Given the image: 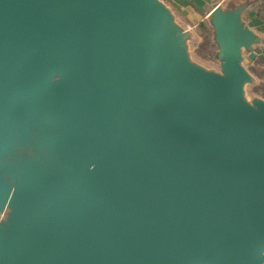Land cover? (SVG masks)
Instances as JSON below:
<instances>
[{"label": "water", "instance_id": "water-1", "mask_svg": "<svg viewBox=\"0 0 264 264\" xmlns=\"http://www.w3.org/2000/svg\"><path fill=\"white\" fill-rule=\"evenodd\" d=\"M251 4L0 0V264H264Z\"/></svg>", "mask_w": 264, "mask_h": 264}, {"label": "crops", "instance_id": "crops-1", "mask_svg": "<svg viewBox=\"0 0 264 264\" xmlns=\"http://www.w3.org/2000/svg\"><path fill=\"white\" fill-rule=\"evenodd\" d=\"M229 1L239 4L245 0H183V2L170 0L166 2L173 8L174 13L182 24L197 32L202 23L206 25L208 13L213 5H225ZM250 1H252V4L244 12V20L263 39V43L257 48L256 53L257 59L264 61V0Z\"/></svg>", "mask_w": 264, "mask_h": 264}, {"label": "rangeland", "instance_id": "rangeland-1", "mask_svg": "<svg viewBox=\"0 0 264 264\" xmlns=\"http://www.w3.org/2000/svg\"><path fill=\"white\" fill-rule=\"evenodd\" d=\"M177 1L183 2V0ZM207 22L206 25L202 23V26H199L200 29L195 33L194 40H189L188 50L193 61L209 69L220 71V61L216 57L218 46L215 43L214 33L208 19ZM244 65L249 71L257 74L258 68L264 67V61L261 59L252 60L246 54ZM254 77L256 81L246 85V96L248 99L254 96L264 99V79L261 75H254Z\"/></svg>", "mask_w": 264, "mask_h": 264}]
</instances>
